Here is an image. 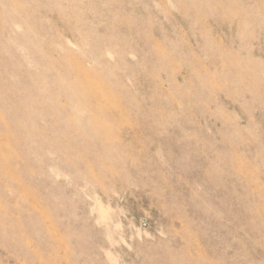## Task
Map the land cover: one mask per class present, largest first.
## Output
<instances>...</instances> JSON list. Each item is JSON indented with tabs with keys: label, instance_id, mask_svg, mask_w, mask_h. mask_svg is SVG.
<instances>
[{
	"label": "rangeland",
	"instance_id": "374dc122",
	"mask_svg": "<svg viewBox=\"0 0 264 264\" xmlns=\"http://www.w3.org/2000/svg\"><path fill=\"white\" fill-rule=\"evenodd\" d=\"M0 264H264V0H0Z\"/></svg>",
	"mask_w": 264,
	"mask_h": 264
}]
</instances>
